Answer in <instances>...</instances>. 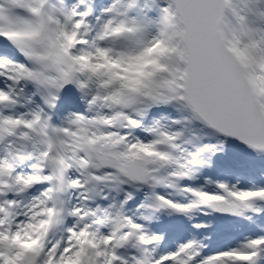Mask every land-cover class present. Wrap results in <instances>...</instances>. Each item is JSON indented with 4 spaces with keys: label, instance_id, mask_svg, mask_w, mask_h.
<instances>
[{
    "label": "snow or ice",
    "instance_id": "obj_1",
    "mask_svg": "<svg viewBox=\"0 0 264 264\" xmlns=\"http://www.w3.org/2000/svg\"><path fill=\"white\" fill-rule=\"evenodd\" d=\"M0 264H264V0H0Z\"/></svg>",
    "mask_w": 264,
    "mask_h": 264
}]
</instances>
